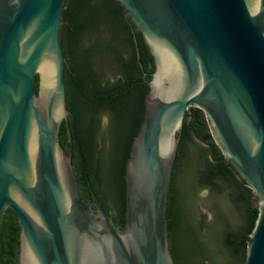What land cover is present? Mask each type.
<instances>
[{
  "label": "water",
  "instance_id": "95a60500",
  "mask_svg": "<svg viewBox=\"0 0 264 264\" xmlns=\"http://www.w3.org/2000/svg\"><path fill=\"white\" fill-rule=\"evenodd\" d=\"M117 1L153 61L125 164L122 231L89 185L84 200L58 142L62 122L70 141L65 0H0V222L7 208L17 219L14 264H175L166 204L189 106L253 191L243 264H264V0Z\"/></svg>",
  "mask_w": 264,
  "mask_h": 264
},
{
  "label": "trees",
  "instance_id": "16d2710c",
  "mask_svg": "<svg viewBox=\"0 0 264 264\" xmlns=\"http://www.w3.org/2000/svg\"><path fill=\"white\" fill-rule=\"evenodd\" d=\"M121 5L117 0H65L60 27L61 45L64 62L65 103L68 109L66 124H60L58 142L66 153L70 154L75 177L84 200H89L88 185L91 186L99 201L107 211L113 224L123 230L125 221V179L124 170L131 148V141L137 132L144 115V96L148 89L141 81V71L133 47L130 29H134L139 50V60L149 79L153 70L150 55L136 26L131 27L122 18ZM116 15L120 16L121 30L127 31L129 61H121L122 74L109 79H102L101 73L92 60L93 54L110 52L116 62V45L107 47L98 40L86 48L80 43L85 35L91 33L100 21L111 22V32L116 33ZM134 25V24H133ZM116 41V35H113ZM113 39V37H112ZM36 77L34 85L36 87ZM131 85L130 87H128ZM128 87V88H127ZM105 111L109 116L111 144L109 151L111 174L105 175L104 163L106 152L95 141L99 127V114ZM201 109L189 106L186 109L182 126L178 131L179 141L169 181L166 226L169 248L175 264H191V253L185 247L181 229L182 210L189 220H195L193 194L198 186L209 189V204L213 212L210 222L198 220L199 248L202 260L219 264L217 256L225 246L232 254H239L245 259L246 241L257 218V209L251 205V187L238 175L230 163L225 162L221 150L214 142L206 119ZM209 144L210 157L203 152L190 160L183 167L181 158L185 153V142L192 136ZM202 159L205 164L198 181L196 171ZM196 168V170H195ZM224 188V191L221 188ZM180 189H183L182 194ZM101 191L108 193L114 205V213L107 209ZM224 192V195L223 193ZM231 205L242 213V222L233 225ZM197 219V217H196ZM196 224V220L192 221ZM222 228L221 242L214 240L216 231ZM19 226L14 213L5 209L0 222V264H13L18 248ZM244 263V262H243ZM240 263V264H243Z\"/></svg>",
  "mask_w": 264,
  "mask_h": 264
},
{
  "label": "rangeland",
  "instance_id": "374dc122",
  "mask_svg": "<svg viewBox=\"0 0 264 264\" xmlns=\"http://www.w3.org/2000/svg\"><path fill=\"white\" fill-rule=\"evenodd\" d=\"M111 22L107 21H100L97 24V27L91 31L88 35H85L83 39L81 40L80 45L83 48H86L91 42L98 40L99 42H102L107 47H113L116 45V41L113 35H116L114 31L111 32ZM113 37V39H112ZM117 40V39H116ZM123 46V43H119V47L121 48ZM125 49L122 48V51L124 52ZM110 52L104 51L102 54H93L92 60L95 64V68L99 70L101 73L102 79H113L116 74H118V70L116 68V62L114 59H111ZM189 107L187 108V110ZM203 114V113H201ZM204 115V114H203ZM95 141L98 146H102L104 149V152H106V160L104 163V172L105 175L110 176L111 174V167H110V159L109 157V151H110V144L112 141L111 133L109 131V116L108 113L105 111H101L99 114V127L95 133ZM185 153L184 156L181 158V161L183 162V167L189 163L190 160H194L195 156H197L200 152H203L204 154H207L210 159V152H209V144L207 142H201L197 137L194 135L185 142ZM205 164V159H202L199 166L197 167L196 171V180L198 181L200 172L203 169V166ZM185 166V167H186ZM196 170V168H195ZM222 191H224V188H221ZM181 193L183 192V189H180ZM102 196L105 200V204L107 206V209L111 212V214L114 213V205L111 199L108 197V193L102 192ZM224 195V192H222ZM209 198V189L203 185L198 186L193 194V206L195 215L194 218L196 220V224L192 221L195 220H189L187 213L182 210V214L180 216V231L182 235V240L189 251L191 253V264H213L210 260H202L201 256V249L199 248V227H198V220L203 218L204 223H208L211 221L213 217V212L210 208V204L208 201ZM231 214L234 218V224L238 227V225L242 222V213L238 208H235V206L231 205ZM197 217V219H196ZM222 238V228L219 229V231L215 233L214 240L217 239L218 242H221ZM222 252L219 253L217 256L218 263L219 264H240L244 262L243 256L239 254H232L225 246L221 248Z\"/></svg>",
  "mask_w": 264,
  "mask_h": 264
},
{
  "label": "flooded vegetation",
  "instance_id": "af4514ba",
  "mask_svg": "<svg viewBox=\"0 0 264 264\" xmlns=\"http://www.w3.org/2000/svg\"><path fill=\"white\" fill-rule=\"evenodd\" d=\"M121 15H122V18H124V21H126L128 24H130L131 27L135 26V25H133V22L130 20V18L128 16H125L123 14H121ZM120 26H121L120 16L116 15V33H117L116 34V39H117L116 40V68L118 70V74H116V78H118L122 74V67H121L120 59L128 62L129 58L131 56L130 52H129V48H127V46H128V44H127L128 43L127 42V31L126 32L124 31V33H123ZM129 31H130L131 36H133V34H134L136 37L134 29H130ZM132 40H133V37H132ZM121 42L123 43V46L120 48L119 43H121ZM133 47H134V42H133ZM122 48L125 49L124 52L122 51ZM134 51H135V48H134ZM136 62H137V60H136ZM152 64H153V61H152ZM145 75H146V71H145V74L141 73L142 80L139 82L145 84L143 82V79H146ZM134 84H136V83H134Z\"/></svg>",
  "mask_w": 264,
  "mask_h": 264
}]
</instances>
